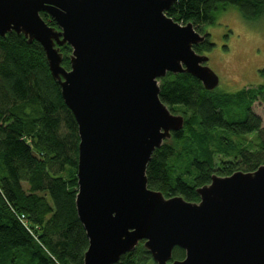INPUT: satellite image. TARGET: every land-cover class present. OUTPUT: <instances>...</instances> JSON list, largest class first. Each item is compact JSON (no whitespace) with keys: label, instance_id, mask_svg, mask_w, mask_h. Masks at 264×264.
I'll list each match as a JSON object with an SVG mask.
<instances>
[{"label":"water","instance_id":"water-1","mask_svg":"<svg viewBox=\"0 0 264 264\" xmlns=\"http://www.w3.org/2000/svg\"><path fill=\"white\" fill-rule=\"evenodd\" d=\"M174 2L0 0V35L15 31L41 43L78 124L84 264H115L141 241L156 264H264V164L213 175L197 202L148 187L153 152L184 126L162 102L160 79L190 73L207 90L220 85L209 56L195 49L209 32L168 16ZM175 247L183 259L173 258Z\"/></svg>","mask_w":264,"mask_h":264},{"label":"trees","instance_id":"trees-1","mask_svg":"<svg viewBox=\"0 0 264 264\" xmlns=\"http://www.w3.org/2000/svg\"><path fill=\"white\" fill-rule=\"evenodd\" d=\"M229 8L251 23L264 19V0H176L167 15L202 32ZM41 17L57 27L48 13ZM208 40L196 51L209 52ZM61 52L69 69L72 49L66 44ZM160 98L184 116V126L153 152L150 189L197 202V189L213 175L264 164V124L252 110L264 102V83L207 90L190 73H167ZM250 134L254 139L239 138ZM78 146L77 121L41 43L15 31L0 35V264H84L89 241L75 203ZM184 257L175 247L173 258ZM115 264L156 263L141 241Z\"/></svg>","mask_w":264,"mask_h":264},{"label":"rangeland","instance_id":"rangeland-1","mask_svg":"<svg viewBox=\"0 0 264 264\" xmlns=\"http://www.w3.org/2000/svg\"><path fill=\"white\" fill-rule=\"evenodd\" d=\"M205 30L212 44L208 65L220 76V89L236 91L264 83V19L251 23L229 8ZM252 110L264 124V102L255 101ZM239 138L252 140L254 136Z\"/></svg>","mask_w":264,"mask_h":264},{"label":"built area","instance_id":"built-area-1","mask_svg":"<svg viewBox=\"0 0 264 264\" xmlns=\"http://www.w3.org/2000/svg\"><path fill=\"white\" fill-rule=\"evenodd\" d=\"M20 218L22 221H25L24 215H22Z\"/></svg>","mask_w":264,"mask_h":264},{"label":"flooded vegetation","instance_id":"flooded-vegetation-1","mask_svg":"<svg viewBox=\"0 0 264 264\" xmlns=\"http://www.w3.org/2000/svg\"><path fill=\"white\" fill-rule=\"evenodd\" d=\"M201 32V31H200ZM206 32V31H205ZM201 33H204V31H202ZM201 53H205V54H208V52H201ZM221 79V78H220Z\"/></svg>","mask_w":264,"mask_h":264}]
</instances>
